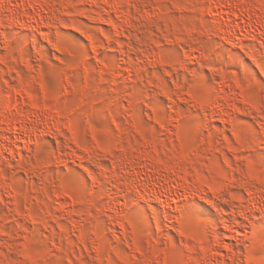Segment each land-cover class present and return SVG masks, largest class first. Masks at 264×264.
<instances>
[{
  "label": "rangeland",
  "instance_id": "rangeland-1",
  "mask_svg": "<svg viewBox=\"0 0 264 264\" xmlns=\"http://www.w3.org/2000/svg\"><path fill=\"white\" fill-rule=\"evenodd\" d=\"M111 1L41 0L42 21L34 7L25 10L18 5L20 0H0V111L9 113L6 99H21L23 122L29 128L27 132H15L8 125L0 129V264H66L68 260L106 264L109 253L116 261L117 254H123L127 264H156L153 249L173 246L183 249V260L188 263L191 253L187 246L200 252V242L179 228L174 218L181 208H166L169 215L165 217L164 208L149 192L142 200L133 190L128 201L121 197L117 210L99 195V185L92 184V175L116 172V178L129 187L140 182L156 188L158 181L175 186L162 169H155L143 157L145 149L158 150L166 164L180 174L208 176L215 167L222 171L212 175L213 191L188 188L191 193L200 192L191 199L192 208L203 213L196 216V228L204 227L210 247L217 250L206 261L194 264H259L260 257L249 255L246 239L248 228L264 218V210L255 207L247 191L263 190L264 184L248 176L246 161L251 158L246 157L242 167L240 148L232 140L238 139L245 150H255L260 141L245 144L244 132L254 138L255 133L235 126V117L243 114V109L236 112L239 93L234 82L240 74L230 65L237 50L249 55L257 46L264 47V23L252 25L259 41L239 35L245 46L242 49L237 41L225 39L230 23L208 10L215 0H116L120 2L118 10L112 8ZM20 16L34 26L16 23L15 17ZM242 21L239 24L250 29L249 23ZM66 32L86 42L89 52ZM65 55L69 59H64ZM49 72L62 84L59 97L48 83ZM197 75L199 84L186 88L189 78ZM166 78L171 81L170 88ZM44 87L50 108L39 112L31 108L24 91L32 88L41 94ZM195 94L202 95L204 101L196 100ZM157 99L166 101L167 116ZM207 100L214 101L215 107ZM10 113L15 114L12 109ZM260 129L263 136L264 124ZM92 130L95 133L90 134ZM74 133L84 138L85 146L77 144ZM8 135L15 138L13 152L2 147ZM180 140L187 144L181 147ZM77 169L88 177V184L85 196L74 199L60 186L72 182L69 176L76 175ZM106 187L116 191L114 185ZM139 204L147 206L140 211L152 214L154 226L152 207L159 208L162 229L155 226V235L151 230L129 228V223L139 224L130 215ZM184 204L181 201L178 207ZM208 217L216 223L217 237H213L215 228ZM223 221L231 225L228 231L223 229ZM238 227H244L245 233L236 235ZM99 244L107 251L99 254ZM137 249L143 255H137ZM26 254L33 259L25 260Z\"/></svg>",
  "mask_w": 264,
  "mask_h": 264
},
{
  "label": "bare ground",
  "instance_id": "bare-ground-1",
  "mask_svg": "<svg viewBox=\"0 0 264 264\" xmlns=\"http://www.w3.org/2000/svg\"><path fill=\"white\" fill-rule=\"evenodd\" d=\"M6 2V1H5ZM9 2V1H8ZM11 2V1H10ZM13 2V0H12ZM16 3V0H15ZM110 3V2H109ZM9 4V3H8ZM13 5V4H12ZM16 5V4H15ZM22 9L28 8L27 6H32L35 9H37V11L39 12V17L41 16L40 11L43 9V4L41 2V0H20V3L18 4ZM11 6V4H10ZM111 6L112 8L115 10L120 7V2L113 0L111 1ZM13 7V6H12ZM9 8V6H8ZM208 10L210 12H212L215 16H217L219 19L223 21H226L227 23H230V27L231 29L227 30L228 28L225 29V39L231 41V42H235L237 41V46L244 49V44L242 42V39L239 37V35L241 36H250L254 39H260V36L258 34V32H256V30H254V28L252 27V25L258 23L259 22H263L264 23V6H262V2L261 0H215L213 2V4H211L208 8ZM236 10V11H235ZM13 11V10H12ZM28 11V10H27ZM246 15L243 16V13ZM27 13V12H26ZM31 14V13H29ZM32 15V14H31ZM15 16V15H14ZM42 19V16L40 17ZM16 19V23L20 24L23 27H28L31 28L34 25L29 23L28 20L24 19L23 17H15ZM217 20L220 21L218 22V25H221V20ZM247 21V24L249 23V28L247 29L246 27H244V25H241V23L239 24V22H243L242 20ZM46 20V19H45ZM43 21V19H42ZM216 23V22H215ZM226 23V24H227ZM232 23V24H231ZM251 25V27H250ZM257 25V24H256ZM264 25V24H262ZM222 26V25H221ZM220 26V27H221ZM227 26V25H226ZM229 26V25H228ZM255 27V26H254ZM224 28V27H223ZM223 28H220V30L222 31ZM264 28V26H263ZM263 30V29H262ZM220 31V32H221ZM224 32V31H223ZM222 33V32H221ZM223 36V35H222ZM262 36V35H261ZM46 37V36H45ZM259 41V40H258ZM248 49V48H247ZM252 51V50H249ZM252 53H249V56H251ZM59 82V86L54 88V95L56 97H59L61 95L62 92V84L60 81ZM42 91V90H41ZM224 91V87H221V93ZM25 97L28 98L30 100L31 103V108L33 110L36 111H42L44 108L47 109L50 108V105L48 104V99H46V93H47V87H44L43 91L41 94H39L38 92H36L35 90H33L32 88H26L25 89ZM48 94V93H47ZM19 95V94H17ZM21 95V94H20ZM193 96V95H192ZM202 96V95H201ZM198 96V94H195V99H199V101H204V97ZM19 97V96H18ZM0 98H1V94H0ZM2 100V99H1ZM21 100V99H20ZM19 98H15L13 99V101L11 100V98L6 99V105L7 107L11 108L12 111L15 112V116H13L10 111L11 109H9V113L13 116H9L8 111H0V129H3V127H5V125H8L9 127L11 126V128L15 131V132H27L29 130V128H27L26 124L23 122V114L22 111L24 110L20 104ZM22 102V101H21ZM206 102V101H205ZM209 104L212 107H215L216 103L214 101H208ZM25 105V104H24ZM26 106V105H25ZM5 109V108H4ZM53 109V108H52ZM32 110V111H33ZM55 110V109H54ZM13 113V112H12ZM28 113V112H27ZM29 115V114H28ZM27 115V116H28ZM31 115V114H30ZM23 116V117H22ZM29 117V116H28ZM33 119V118H32ZM26 121V120H25ZM27 122V121H26ZM30 124V123H29ZM138 124V123H137ZM139 126V125H138ZM7 128V126H6ZM5 128V129H6ZM8 128V129H11ZM37 128V127H36ZM7 129V131H8ZM92 133L90 134H93ZM2 132V131H1ZM11 132V131H10ZM89 132V131H88ZM5 133V132H4ZM95 133V131H94ZM9 134V133H8ZM19 134V133H18ZM75 134V133H74ZM38 135V134H37ZM77 135V134H75ZM74 135V136H75ZM39 136V135H38ZM91 136V135H90ZM263 136H264V132H263ZM29 138V137H28ZM33 138V137H32ZM93 138V137H92ZM96 138V137H95ZM94 138V139H95ZM15 139V138H14ZM14 139L12 137H10V135H8V137L5 138V141L2 142L3 146L5 149L13 152L14 149H16V144L14 142ZM179 140V138H178ZM253 142L254 144H257V139H255L253 137ZM76 141L77 144L79 143L82 147L85 146V140L82 136L77 135L76 136ZM1 142V141H0ZM98 142V141H97ZM103 142V141H102ZM188 142V141H187ZM256 142V143H255ZM87 143V142H86ZM259 143V142H258ZM108 145V142L106 143ZM180 144L182 145L181 147L185 146V141L180 140ZM101 145V144H100ZM104 145V144H103ZM131 146V145H130ZM125 147V146H124ZM3 148V149H4ZM19 148V147H18ZM123 148V147H122ZM128 149V148H127ZM6 150V151H7ZM127 152V151H125ZM129 152V151H128ZM14 154V153H13ZM131 154V153H130ZM144 156L145 158H147L154 166L155 169H162L161 171L164 173V177L169 178L172 180V182H175V186H171V185H163L162 182L158 181L157 182V186L155 187H149L146 185H142V184H135L133 186H128V185L122 181H119V178H116L115 173L116 172H112L109 173L107 175H104L103 177H101L100 175H92L91 176V181L92 184H97L98 186V193L100 196L104 197L107 199L108 205L110 204L111 206H113V208L117 209L120 205H121V197H123L124 202L129 198V194L131 191H136L140 196H142V200L144 199V195L146 194V192H149L152 196L153 199H155V201L161 205L164 209L161 210L162 214L166 217L167 215H169L168 211L166 208H169V210L173 209V208H181V211L179 212V210L177 211L179 213L178 217L174 218L180 225V229L182 231L183 234L193 238L194 240H197L198 242H200V252H197V249H195L193 246H187L188 251L191 253V258L190 261L188 263L185 264H194L195 262H197V260H202V261H206L208 259L209 254L211 255V253L213 251H217L216 247H210V240L207 238L206 234L203 233L204 231V227L200 226L199 228H195V229H190L187 226L186 220H187V215H186V209L187 208H192V203H191V199L192 196L198 194L200 196V192L199 189L201 191H204V188L209 189L210 192L213 191L216 187L215 182L213 180V174L218 173V174H222V171L218 169L211 168L212 170H209V175L208 176H204L201 173H195V175L190 173H183L180 174V172H177L173 167L169 166L168 164H166V162L162 159L161 154L158 152V150L154 149V151H150V150H144ZM132 157V156H131ZM138 157V156H137ZM124 159V158H123ZM136 160V158H131V160ZM118 160V159H117ZM124 161V160H122ZM137 161V160H136ZM116 162V161H115ZM118 162V161H117ZM120 162V160H119ZM127 162V161H126ZM130 162V161H129ZM128 162V163H129ZM131 163V162H130ZM122 164H126L123 163ZM121 165V164H120ZM137 165V164H136ZM217 165V164H216ZM123 165H121L122 167ZM139 166V165H138ZM137 166V167H138ZM161 166V167H160ZM139 169V168H138ZM123 170V169H122ZM126 170V169H125ZM130 170V169H129ZM128 171V169H127ZM131 171V170H130ZM134 171V170H132ZM139 171V170H138ZM129 172V171H128ZM197 172V171H196ZM137 174V173H136ZM255 175H257L259 177L260 172L258 169H256ZM216 175V174H215ZM130 176V175H129ZM127 175V177H129ZM151 177L150 175L146 174L145 177ZM124 177V176H123ZM137 177V176H136ZM134 178V177H133ZM119 179V180H118ZM131 180V179H130ZM139 180V179H138ZM174 180V181H173ZM192 180V182H191ZM259 180V179H256ZM2 183V182H1ZM103 183H105L103 185ZM106 184H110L114 185V188H116L114 191L113 189H109L108 187H106ZM147 184V183H146ZM153 186V185H152ZM2 187V185L0 186ZM63 187V188H62ZM190 187H193L194 189H198V191H195V193H191L189 192ZM60 188L62 189L63 193H66L68 195V197H84L86 192H87V185L81 183V182H76V181H72V182H67L64 184V186H60ZM5 190V189H4ZM264 190V189H263ZM263 190H258L257 192L255 191H247V195L249 196V198L252 200V202L254 203L255 207L261 210H264V191ZM61 192V194H63ZM207 192V191H206ZM57 193V192H56ZM60 193V192H59ZM122 195H120V194ZM134 194V193H133ZM58 195V194H57ZM64 195V194H63ZM66 195V196H67ZM138 195V196H139ZM147 195V194H146ZM196 195V196H198ZM65 196V197H66ZM61 197V196H60ZM59 197V198H60ZM63 197V196H62ZM150 197V196H149ZM195 197V196H194ZM205 197V196H204ZM136 198V197H135ZM62 199V198H60ZM64 199V198H63ZM75 199V198H74ZM206 199V198H205ZM138 200V199H137ZM77 201V200H76ZM128 201V200H127ZM131 201V200H130ZM133 201V200H132ZM184 201L185 204L182 207H178V204ZM67 202V201H66ZM137 202V201H135ZM251 203V202H250ZM251 203V204H253ZM124 204V203H123ZM260 205V206H259ZM160 206V207H161ZM261 207V208H260ZM150 208V207H149ZM152 209L154 210V222H155V226L158 230L162 229V220L161 217H159V208L157 207H152ZM166 209V210H165ZM255 209V208H254ZM118 210V209H117ZM245 210V209H244ZM253 210V209H252ZM256 210V209H255ZM248 211V210H246ZM241 214V213H240ZM239 214V215H240ZM246 215V214H245ZM235 216V214H234ZM171 217V216H170ZM146 219V217H145ZM209 222H211V224L214 226V233H213V237H217L219 235V231L217 230L218 228L216 227V223L214 222V220L211 219V217H208ZM168 221V219H167ZM226 221V219H225ZM223 221V225H224V230L229 229L231 227V225L229 226V223L227 225V223ZM221 222V221H220ZM254 222V219H253ZM249 223V222H248ZM251 223V222H250ZM206 224V223H205ZM219 224V223H218ZM165 225V224H164ZM123 226V225H121ZM175 226V225H174ZM209 226V225H208ZM125 228H127L126 226H123ZM211 227V226H210ZM223 227V226H222ZM237 227V226H236ZM248 227V226H247ZM251 227H254L253 225ZM129 228L131 229H140L142 232H145L147 229L142 226L141 224H136V223H129ZM217 228V229H216ZM211 229V228H210ZM80 230V229H79ZM228 231V230H227ZM234 232L236 235H242L245 233V228L244 227H238L236 229H234ZM244 232V233H243ZM81 234V233H80ZM83 234H81V238L82 239ZM172 241V240H171ZM212 245V244H211ZM216 245V243H215ZM109 249V248H108ZM178 250L175 246H173L171 249H162V248H154L153 252H152V256L155 255L156 256V264H163L164 258H165V254L167 253V258L168 259H172L174 256H177ZM105 251H107L106 246L103 245H98L97 248V252L99 254L104 253ZM249 251V250H248ZM248 254V253H247ZM118 258L116 261L114 260L111 256L110 253L108 256H106V264H127L126 262V257L121 254L118 253ZM213 255V254H212ZM199 257V259H198ZM104 258V257H103ZM183 259V257H182ZM201 263V262H200ZM203 263V262H202ZM81 264H83L81 262ZM133 264H140L139 262L133 263Z\"/></svg>",
  "mask_w": 264,
  "mask_h": 264
},
{
  "label": "snow or ice",
  "instance_id": "snow-or-ice-1",
  "mask_svg": "<svg viewBox=\"0 0 264 264\" xmlns=\"http://www.w3.org/2000/svg\"><path fill=\"white\" fill-rule=\"evenodd\" d=\"M262 6H264V0H261ZM65 35L70 37L75 43L83 44V51L89 52V48L86 42H84L79 36L73 32H66ZM90 54V53H89ZM236 59L230 65V68L233 69L236 73L240 74V77L234 82L235 87L238 90L237 101L239 107H237L236 112L240 113L243 109V114L237 115L235 117L236 127L241 128H250L251 132L255 133V139L259 140V145L255 146V150L249 149L245 150L238 139H233L232 143L236 144L240 148L238 156L242 162L241 166L244 167V161L246 157H250L246 161L247 174L253 179H259L262 184H264V136L261 135L260 124H264V47L257 46L255 52L251 56L248 55L246 51L237 50ZM64 59H69L67 55L64 56ZM214 62V61H210ZM55 63V62H54ZM207 76V73H204ZM200 81V76L190 77L189 83L185 85L187 88L189 84L197 86ZM243 81V83L241 82ZM48 83L52 87L56 88L59 86V82L56 78L53 77L51 72L48 75ZM166 85L170 88L171 81L167 78L165 79ZM196 91H199L198 87L195 88ZM159 104L164 105V115L167 116V103L163 99H157L156 101ZM151 103V101H150ZM141 115H143L144 107L141 105L140 108ZM257 114L259 116L257 117ZM259 119V123H257ZM240 121H245L244 124H241ZM97 123H102V121H97ZM185 124H190L191 121H184ZM201 124H203V117H201ZM87 135V133H85ZM231 135V133H229ZM243 141L247 145L253 144V136L250 132H244ZM255 161V164H253ZM259 168L260 175L259 177L255 175L256 169ZM70 180L81 182L85 185L88 184V177L81 173L79 169L76 170V175H70ZM146 205L139 204L137 207L132 208L130 215L133 220L147 230H151L155 235V226L153 223V216L150 212L144 211L141 212L140 209H146ZM187 226L190 229H195L197 227L196 216L202 215V212H199L197 207L187 208ZM147 217V219H145ZM165 241L161 238V245L163 246ZM246 243H249V255L260 257L259 264H264V218L255 222L254 227L248 228V237ZM41 250H43L42 246ZM137 255H143L139 249L136 250ZM184 255L183 249H179L177 256H174L172 259L167 258V253L163 264H185V261L182 259ZM25 260H32V255L26 254L24 257ZM33 264H38V261H33ZM66 264H74V261L68 260ZM250 264H256V261H250Z\"/></svg>",
  "mask_w": 264,
  "mask_h": 264
}]
</instances>
